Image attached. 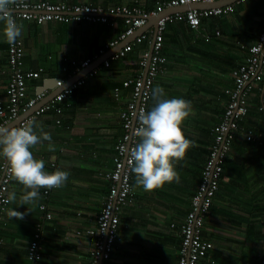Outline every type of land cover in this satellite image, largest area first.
<instances>
[{"label": "crops", "instance_id": "0c3cea01", "mask_svg": "<svg viewBox=\"0 0 264 264\" xmlns=\"http://www.w3.org/2000/svg\"><path fill=\"white\" fill-rule=\"evenodd\" d=\"M50 1L105 7L128 4L145 10H153L157 2ZM230 3L234 10L203 18L199 28L177 20L168 22L164 30L162 53L167 62L154 87L164 88V99L191 101L192 112L181 128L194 143L186 150L185 159L174 164L180 175L179 183L166 182L162 188L147 192L142 186H135V173L132 174L133 201L120 210L118 236L109 264H179V224L189 211L190 198L201 180L203 163L215 138L214 126L222 120L230 97L227 89L234 86L232 69L244 62L248 46L257 41L264 15V0L200 2L197 6ZM177 11L184 10L170 7L164 14ZM155 16L151 15L144 25L115 45L110 42L127 27L123 15L113 17L114 24L60 20L18 23L23 25L20 37L24 42L25 67L43 69L39 77L29 80L28 87L29 97L43 94L37 103L39 107L52 101L56 94L53 97L50 94L57 87L64 89L81 78L85 81L59 103L61 112L50 110L34 118L50 133L55 145V151H48L49 141L32 147L34 158L45 162L46 172L60 169L70 175L63 187L53 188L49 194L41 188V199L28 206L18 205L25 190L13 179L10 192L16 193L17 201L9 203L0 214V264H26L28 244L42 221V203L52 216L42 218L43 258L39 264L90 263L85 229L96 224L109 191L105 172L113 166L115 145L123 132L121 112L131 96V91L123 89L122 84L128 77L145 73V66L141 67L137 61L145 49H151L152 43L149 39L136 42L126 56L113 60L109 66H104V59L135 41L142 32L153 36ZM3 27L0 23V99L5 100L10 69ZM216 30L221 33L216 35ZM206 33L212 34L210 40H206ZM86 58H91V62L82 67L80 63ZM52 78L63 79L62 86L54 82L45 85ZM115 86L122 88L119 98L114 95ZM249 101L248 114L242 121L244 131H240L227 154L219 189L203 227V236L213 246L199 264H264V138L258 135L262 131L263 111L256 86L249 92ZM153 105L150 98L148 110ZM245 130H252L255 136L248 140ZM14 208L25 214L23 219L8 215V210ZM77 229L83 233H76Z\"/></svg>", "mask_w": 264, "mask_h": 264}, {"label": "built area", "instance_id": "2783aa9c", "mask_svg": "<svg viewBox=\"0 0 264 264\" xmlns=\"http://www.w3.org/2000/svg\"><path fill=\"white\" fill-rule=\"evenodd\" d=\"M217 0H157L153 10H145L136 5L117 4L105 7L101 4L93 3H67L53 2L50 0L29 1L23 0L13 5V16L17 23L21 20H34L38 23L47 20H60L67 22L89 21V22H111L117 15H123L127 25L124 32L118 38L112 40L110 45H115L119 40L132 35L137 28L144 25L151 15H156L166 8L191 4L197 2H214ZM244 1V0H239ZM234 10L232 3L217 5L213 7L192 6L184 11L164 14L158 20V27L155 35L150 36L147 32H142L135 37V41L128 42L121 49L110 54L104 59V66H109L113 60L121 59L130 52L136 42L149 39L152 43V50H144L141 58L137 61L141 67L146 66L144 74L135 77H128L123 81L122 88L131 91L130 99L126 107L121 112L122 135L115 145L113 156V166L105 172L109 179V191L103 202L96 224L85 229L86 237L90 244V263L89 264H109L112 253L115 249L116 238L120 225L121 208L132 201L134 189L132 184L131 171L132 164L127 155V149L134 147L137 137L133 135V129L139 126L138 113L147 111L148 103L151 98V89L154 88V81L158 74L164 70L167 57L162 53L164 30L168 22L177 20L185 21L192 28H199L203 18L211 15H219ZM220 30L215 34L219 35ZM152 35V34H151ZM211 33H206V40H210ZM8 44V64L10 76L6 83L5 100L0 99V126H21L29 119H34L37 115L46 111L61 112L60 102L70 94L75 87L84 83L81 78L73 85H70L58 92L51 102L46 103L21 117L18 123H13L20 114L30 110L39 98L43 95L38 94L34 97L28 96L29 80L39 77L42 72L40 69H30L25 67V48L21 37L10 45ZM72 62L76 64L77 60ZM91 58L81 61L80 65H89ZM65 68V67H64ZM96 72L97 69H94ZM234 86L227 89L229 99L222 117V120L214 126L215 138L210 147L209 156L202 169V179L197 190L190 198V209L184 220L180 223L179 232L181 243L179 247V264H199L201 258L207 255L213 246V242L203 236V227L207 214L213 203L220 185V178L224 170L227 154L231 148L236 131L240 128V120L247 114L249 109V92L255 86L260 91V108L264 113V15L258 30V39L255 43L248 46V55L244 62L232 69ZM64 80L57 78L56 84L62 86ZM120 86H115L113 91L116 98L122 93ZM59 122V120H57ZM264 138V119L263 129L258 134ZM254 133L249 130L247 138H253ZM12 177L8 172L7 161L0 159V214L7 209L8 204L3 200L7 199L12 185ZM51 189L44 188L46 194ZM44 211L42 218L49 219L52 213L47 211V205L42 203ZM41 220L43 221V219ZM39 221L33 239L27 247L26 264H39L43 258L42 227ZM174 226L175 223H172ZM76 233L81 234L83 230L77 229Z\"/></svg>", "mask_w": 264, "mask_h": 264}, {"label": "clouds", "instance_id": "9594fccd", "mask_svg": "<svg viewBox=\"0 0 264 264\" xmlns=\"http://www.w3.org/2000/svg\"><path fill=\"white\" fill-rule=\"evenodd\" d=\"M23 2V0H19ZM18 0H0V23H3V35L6 42L14 44L22 35L23 25L13 16V5ZM164 88L157 85L151 89L153 107L138 113L139 126L133 129L137 137L134 147L127 149L135 173V186L151 192L162 188L164 184L180 182V175L174 164L185 159L186 150L194 142L187 139L181 125L192 112L191 101L183 98L164 99ZM50 133L35 119H29L21 126H0V157L8 164L12 179L24 186V194L19 197L18 205H34L40 199L41 188H61L67 182L70 173L60 169L54 172L44 171L45 162L34 158L30 149L37 144L49 141L48 151H55ZM17 201L16 193H8L4 204ZM28 211L30 209L28 208ZM13 218L23 219L24 213L8 210Z\"/></svg>", "mask_w": 264, "mask_h": 264}, {"label": "water", "instance_id": "95a60500", "mask_svg": "<svg viewBox=\"0 0 264 264\" xmlns=\"http://www.w3.org/2000/svg\"><path fill=\"white\" fill-rule=\"evenodd\" d=\"M225 1H227V0H217V1H214L213 3H218V4H223V3H225ZM230 2L231 1H233V0H229ZM235 1V0H234ZM198 3H200V2H197V3H191V4H183V5H179V6H174V7H176V8H180L181 10H186V9H188L189 7H192V6H196V7H199V6H197V4ZM201 3H204V2H201ZM206 4H208V3H206ZM212 4V3H211ZM164 15V11H162V12H160V13H158V14H156V16H155V18H156V23H155V29H154V35H155V32L157 31V27H158V20H159V18H161L162 16ZM150 18V17H149ZM152 45H151V49L150 50H152ZM147 66H146V70L145 71H147ZM76 79H78V77L76 78ZM56 81H57V79L56 78H52V80L50 79H47L46 80V82H45V85H47L48 83H51V82H54L55 84H56ZM68 84V83H67ZM62 90V88H60V87H57L56 88V90H53V92L50 94V96H54L55 94H57L59 91H61ZM38 103V102H37ZM35 104L34 106H32L31 108H30V110H28L27 112H25V113H22V114H20V116L17 118V119H15L14 120V122L13 123H18V121H19V119L21 118V117H24V116H26L28 113H31V111H33L34 109H36V108H38L39 107V104ZM32 109V110H31Z\"/></svg>", "mask_w": 264, "mask_h": 264}, {"label": "trees", "instance_id": "16d2710c", "mask_svg": "<svg viewBox=\"0 0 264 264\" xmlns=\"http://www.w3.org/2000/svg\"><path fill=\"white\" fill-rule=\"evenodd\" d=\"M176 22V21H175ZM171 24V23H170ZM164 43H165V39H164ZM242 44V43H241ZM257 88V87H256ZM72 93V92H71ZM150 102V101H149ZM260 104V103H259ZM147 111H148V108H147ZM247 114H248V112H247ZM247 114L246 115H244L243 117H242V119L240 120V128L236 131V133H235V136H234V139H233V141L235 140V139H237L238 138V135L239 134H241L240 133V131L241 130H243V126H242V121L244 120V118L247 116ZM263 119H264V113H263ZM262 129H263V126H262ZM244 131V130H243ZM245 132H246V134L248 133V130H245ZM247 136V135H246ZM252 139V138H251ZM251 139H248V140H251ZM214 141V140H213ZM213 141H212V143H213ZM211 143V144H212ZM232 144H233V142H232ZM232 146V145H231ZM211 147V146H210ZM204 164V163H203ZM201 179H202V176H201ZM201 181V180H200ZM132 201H133V198H132ZM187 215V214H186ZM185 215V216H186ZM183 220H184V218H183ZM182 222V221H181ZM180 222V223H181ZM172 225V224H171ZM173 226V225H172ZM179 226H180V224H179ZM204 235V234H203Z\"/></svg>", "mask_w": 264, "mask_h": 264}, {"label": "bare ground", "instance_id": "6f19581e", "mask_svg": "<svg viewBox=\"0 0 264 264\" xmlns=\"http://www.w3.org/2000/svg\"><path fill=\"white\" fill-rule=\"evenodd\" d=\"M223 174V173H222ZM197 190V189H196ZM217 193V192H216Z\"/></svg>", "mask_w": 264, "mask_h": 264}]
</instances>
